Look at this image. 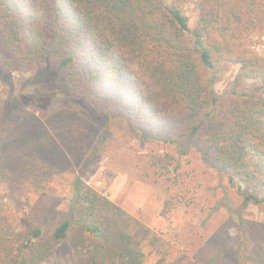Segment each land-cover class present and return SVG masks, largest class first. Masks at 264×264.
I'll return each mask as SVG.
<instances>
[{
    "label": "trees",
    "instance_id": "16d2710c",
    "mask_svg": "<svg viewBox=\"0 0 264 264\" xmlns=\"http://www.w3.org/2000/svg\"><path fill=\"white\" fill-rule=\"evenodd\" d=\"M199 1L190 29L183 0H0V69L42 70L32 80L40 100L69 97L104 124L117 121L164 143L146 155V176L154 182L174 185L176 154L197 149L221 192L207 221L224 211L237 239L253 249L264 244V227L249 239L240 211L247 203L264 205V57L242 46L251 33H264V0ZM223 63L239 69L230 90L216 96L212 83ZM247 80L258 84L243 91ZM88 143L83 133L66 138L78 157ZM171 198L163 218L175 206ZM23 224L16 251L11 236L0 235V264H40L65 241L86 250L92 264H143L139 250L162 243L80 178L56 225L43 211ZM225 257L199 255V263Z\"/></svg>",
    "mask_w": 264,
    "mask_h": 264
},
{
    "label": "rangeland",
    "instance_id": "374dc122",
    "mask_svg": "<svg viewBox=\"0 0 264 264\" xmlns=\"http://www.w3.org/2000/svg\"><path fill=\"white\" fill-rule=\"evenodd\" d=\"M180 8L193 29L200 1L183 0ZM242 49L264 57V33H251ZM238 69L227 63L218 67L212 83L216 96L230 90ZM42 74V70L0 69V235L11 236V251L21 248L16 237L33 211L48 213L55 225L63 218L73 182L80 178L161 239L157 247L146 245L139 250L143 264H157L162 258V264H200L199 255L207 259L224 253L218 264H264V244L245 249L237 239L236 223L224 211L207 221L221 192L216 187L217 174L202 160L201 152H173L179 161L170 172L174 185L154 182L146 176V155L162 149L164 143L152 142L146 133H136L117 121L104 124L69 97L40 100V86L32 80ZM257 84L244 81L241 90H252ZM75 133L89 139L79 157L66 144V138ZM169 198L175 206L163 218L161 210ZM240 214L249 239L264 227V205L247 203ZM213 234L217 236L209 239ZM40 264L92 263L86 250L65 241Z\"/></svg>",
    "mask_w": 264,
    "mask_h": 264
}]
</instances>
